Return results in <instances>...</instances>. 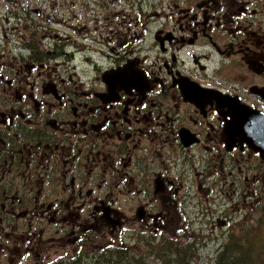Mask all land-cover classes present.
<instances>
[{"label":"flooded vegetation","instance_id":"1","mask_svg":"<svg viewBox=\"0 0 264 264\" xmlns=\"http://www.w3.org/2000/svg\"><path fill=\"white\" fill-rule=\"evenodd\" d=\"M128 6L104 15L119 22L108 28V42L95 40L105 30L97 17L95 33L82 23L64 36L65 47L54 43V60L53 50L33 48L14 57L16 71L2 63L0 264L27 257L85 264L94 260L93 245H86L104 224L111 233L137 232L140 224L161 236L191 235L188 223L175 219L174 210L189 206L181 204L183 189L212 191L238 162L259 159L231 149L225 133L231 142L227 126L236 112L264 113V0H128ZM137 30L146 36L137 61L125 62L134 51L118 61L114 53L133 46L125 37ZM93 42L95 49L79 58L83 66L93 63L94 76L83 68L59 72L79 54L76 45ZM103 54L110 61L95 63ZM242 168L244 179L248 170L264 175L258 166Z\"/></svg>","mask_w":264,"mask_h":264},{"label":"rangeland","instance_id":"2","mask_svg":"<svg viewBox=\"0 0 264 264\" xmlns=\"http://www.w3.org/2000/svg\"><path fill=\"white\" fill-rule=\"evenodd\" d=\"M130 9L128 0H0V57L8 60V64L12 65V71H16L19 66L14 57L30 56L32 48L53 50L52 55L49 56L52 57L55 55L53 44L59 42L63 44L60 48L65 47L64 36L70 33L75 34L73 26L83 23L91 28V33L98 31L96 25L101 21L97 22V17L104 21L102 24L106 31L102 30L104 33L102 39H94L108 42L106 33L108 28L119 22L116 20L110 22L104 15ZM145 38V33L141 34L138 30L131 31L125 40L133 46L119 48V53H114V57L121 61L123 53L134 51V56L131 55L133 60L137 61ZM150 39L149 37L148 40ZM104 42L103 44H106ZM89 44L86 48L80 43L76 45L79 48V54L75 59H69L66 65H63L66 67L59 69V72L70 76L75 75V70L80 74L83 68L82 73L86 77L94 76L93 63H86L83 66L79 58L81 51L95 49L94 42ZM111 44L113 46L114 43ZM102 47L105 50L109 48ZM53 60L52 66L56 65ZM95 60V63L103 65L110 61L104 54L101 57L96 55ZM111 64L108 67H114L112 60ZM259 163L260 161L254 158H249L248 164L238 162L237 169L234 167L231 169L227 182L224 184V175H222L216 181L212 191L183 189L181 204L189 206L174 210L176 211L175 219L180 220L182 226H185L187 222L191 235L186 236L184 232H180L178 238L182 240H170V237L171 239L174 237L163 234L161 236V232L159 234L154 231L147 232L142 225L138 224L139 229L135 236H131L133 231L130 230L122 236L123 240H121L122 238L114 232L110 238L105 236L106 239L103 242L108 243L101 248L102 241L98 239V235H105V233L103 230L100 231L101 228L98 229L99 232L95 230L96 243L99 244L94 247V250L101 248L98 264H113L110 260L112 257L110 252L113 250L117 254L145 257L150 247L155 248L157 253L163 255V258L151 255L148 260H145L146 264H164V259L170 262L175 261L177 264H220L219 254L223 246L229 242H239L236 246L243 248V251L248 250L250 256H258V260L264 264V175L256 176L255 170H248V178L244 179L242 171V165L258 166L263 170L264 164ZM122 203L120 197L118 204ZM222 219L225 223L220 226L218 222ZM147 226H150L149 229H158L154 224H146L145 227ZM175 226L180 227L178 224H172L169 229L174 230ZM164 236L166 239L162 241ZM13 241L15 242L16 239L13 238ZM189 246L191 248L183 255L184 250ZM176 249H179L181 254L175 253ZM32 263L35 264L33 261ZM248 263L246 261V264ZM255 264L258 263L255 262Z\"/></svg>","mask_w":264,"mask_h":264},{"label":"trees","instance_id":"3","mask_svg":"<svg viewBox=\"0 0 264 264\" xmlns=\"http://www.w3.org/2000/svg\"><path fill=\"white\" fill-rule=\"evenodd\" d=\"M136 233L132 234V236H135ZM170 240H182L181 238L174 237ZM239 242H229L227 245L223 246V250L219 254L218 261L220 264H246V261L249 262L248 264H255L257 262L258 264H262V261L258 260V256H250L248 253V250L243 251V248L236 246L230 250L232 245L238 244ZM191 247L189 246L187 249L184 250L183 255L187 253V251ZM93 255V259L97 255V253L91 252ZM112 257L110 260L113 261V264H146L145 260H148V257L151 255H155L157 258H163V255L156 252L155 248L150 247L148 254H145V257L143 255H132L128 256L126 254H117L114 250L110 252ZM175 253L181 254V251L179 249L175 250ZM173 254V253H170ZM88 259V264H98L97 260H91V258ZM164 264H177V262H170L168 260L164 259ZM75 264H82L80 261L75 262ZM86 264V263H85Z\"/></svg>","mask_w":264,"mask_h":264},{"label":"water","instance_id":"4","mask_svg":"<svg viewBox=\"0 0 264 264\" xmlns=\"http://www.w3.org/2000/svg\"><path fill=\"white\" fill-rule=\"evenodd\" d=\"M234 141L247 143L264 160V113L259 111H238L227 126Z\"/></svg>","mask_w":264,"mask_h":264},{"label":"bare ground","instance_id":"5","mask_svg":"<svg viewBox=\"0 0 264 264\" xmlns=\"http://www.w3.org/2000/svg\"><path fill=\"white\" fill-rule=\"evenodd\" d=\"M236 245H237V244H234V245H233V248L236 247ZM233 248H232V249H233ZM231 251H232V250H231Z\"/></svg>","mask_w":264,"mask_h":264}]
</instances>
